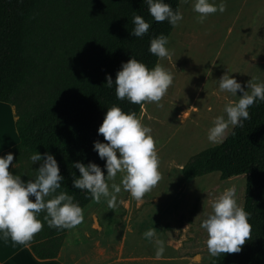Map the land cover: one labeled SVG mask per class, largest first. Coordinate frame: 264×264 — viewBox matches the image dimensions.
I'll return each mask as SVG.
<instances>
[{
	"label": "trees",
	"instance_id": "obj_1",
	"mask_svg": "<svg viewBox=\"0 0 264 264\" xmlns=\"http://www.w3.org/2000/svg\"><path fill=\"white\" fill-rule=\"evenodd\" d=\"M166 2L179 8L180 0ZM134 15L151 22L142 37L130 34ZM172 28L167 20L155 21L144 0H0V101L14 106L18 137L1 153H13L10 171L34 179L42 160L32 164L30 154L49 152L64 177L62 190L84 208L92 198L73 186V173L80 175L73 162H95L106 175L93 142H107L98 133L107 109L115 104L138 116L143 104L117 99L106 75L115 81L131 56L154 67L159 58L149 52L150 40L169 36ZM249 113L234 135L230 131L223 143L192 154L181 167L186 180L214 171L220 179L245 175L242 207L251 213L252 236L240 252L207 264H264V102ZM66 232L44 222L29 247L39 258H53Z\"/></svg>",
	"mask_w": 264,
	"mask_h": 264
},
{
	"label": "rangeland",
	"instance_id": "obj_2",
	"mask_svg": "<svg viewBox=\"0 0 264 264\" xmlns=\"http://www.w3.org/2000/svg\"><path fill=\"white\" fill-rule=\"evenodd\" d=\"M193 2L180 0L183 19L172 28L171 55L157 61L174 74V82L159 104L143 102L138 114L158 142L161 180L142 200L122 189L113 208L105 199L96 205L99 226L114 242L122 241L127 264H207L211 256L200 223L212 211V201L234 185L238 203H244L243 174L220 179L214 171L186 180L181 167L189 156L214 145L207 139L214 118L242 95L239 90L238 96L221 92L220 77L229 71L245 91L252 77L258 78L255 82L264 80V0H224L226 10L209 15L203 23ZM11 106L6 104V120ZM12 110L14 121V106ZM84 219L85 228H91L93 220L86 211ZM148 228H156L165 241L159 259L156 245L143 235Z\"/></svg>",
	"mask_w": 264,
	"mask_h": 264
},
{
	"label": "clouds",
	"instance_id": "obj_3",
	"mask_svg": "<svg viewBox=\"0 0 264 264\" xmlns=\"http://www.w3.org/2000/svg\"><path fill=\"white\" fill-rule=\"evenodd\" d=\"M148 5L150 15L157 22L167 20L173 27L178 26L183 19L179 8L173 9L166 0H144ZM185 3L188 0H184ZM226 10V3L220 0H194L193 11L198 13L197 19L203 23L213 13ZM134 28L132 36L145 35L151 22L140 15L133 16ZM169 38L164 34L150 40L149 52L158 58L171 55L168 47ZM233 73V72H231ZM252 77L245 91L241 82L230 72H225L218 81L221 92L242 95L238 100L229 101L224 105L223 113L214 118L208 129L207 139L211 144H221L226 137L235 134V127H244L249 120V108L253 104L264 102V81ZM174 82V74L162 64L156 63L149 68L134 56L127 62H122L117 71L115 81L111 75H106V86L115 85L117 99H127L131 103L155 102L159 104ZM250 89V91H249ZM186 113V112H185ZM184 113V114H185ZM104 140L94 141V150L105 160L104 168L95 162L87 164L81 161L73 162L79 170V177L73 173V186L86 190L91 198L99 203L107 200L109 208L117 201V194L123 189L136 200H142L144 195L152 190L161 180L160 157L157 141L152 130L145 125L135 112H125L118 105L107 109L102 124L98 128ZM14 155L11 152L0 156V232L10 236L18 244H29L39 233L44 222L48 227L71 229L84 220L83 208L67 191L62 190L64 177L54 155L45 152H34L29 159L33 163L41 161L34 179L22 180L21 175L13 174L9 165L13 164ZM118 173H121L119 183H116ZM59 190V191H58ZM34 197V199H30ZM212 211L202 219L200 227L207 233L205 241L211 257H219L222 253H238L247 239L252 236L250 223L251 213L239 203L236 187L233 185L221 192L211 203ZM41 213H44L41 219ZM146 239L156 245V258L165 252V241L157 235L156 228H148L143 233Z\"/></svg>",
	"mask_w": 264,
	"mask_h": 264
},
{
	"label": "crops",
	"instance_id": "obj_4",
	"mask_svg": "<svg viewBox=\"0 0 264 264\" xmlns=\"http://www.w3.org/2000/svg\"><path fill=\"white\" fill-rule=\"evenodd\" d=\"M6 104L0 101V112L6 110ZM12 106L7 110V120L5 112L0 115V156L3 150L18 142ZM96 205L92 199L83 208L87 217H92L91 228H85L84 219L74 228L67 229L59 252L53 258H39L29 244H18L0 232V264H127L129 258L125 257L122 241L115 243L109 238V231H102L99 226Z\"/></svg>",
	"mask_w": 264,
	"mask_h": 264
},
{
	"label": "bare ground",
	"instance_id": "obj_5",
	"mask_svg": "<svg viewBox=\"0 0 264 264\" xmlns=\"http://www.w3.org/2000/svg\"><path fill=\"white\" fill-rule=\"evenodd\" d=\"M182 6V5H181ZM180 25V24H179ZM176 27V26H175ZM172 34V31H171V33H170V35ZM170 35L168 36V38H170ZM172 44V43H171ZM143 111V110H142ZM140 113V112H139ZM5 143H7V142H5ZM245 176V175H244Z\"/></svg>",
	"mask_w": 264,
	"mask_h": 264
}]
</instances>
